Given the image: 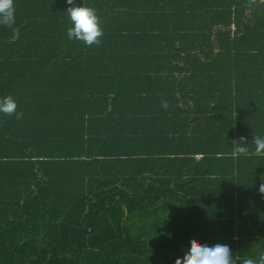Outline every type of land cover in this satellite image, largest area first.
<instances>
[{
  "label": "trees",
  "instance_id": "obj_1",
  "mask_svg": "<svg viewBox=\"0 0 264 264\" xmlns=\"http://www.w3.org/2000/svg\"><path fill=\"white\" fill-rule=\"evenodd\" d=\"M83 2L98 45L67 38L66 0H15L0 25V97L23 113L0 114V264H174L191 242L259 259L264 0ZM156 73L171 86L136 85ZM168 94L194 137L168 134L206 152L204 170L141 156L138 97Z\"/></svg>",
  "mask_w": 264,
  "mask_h": 264
},
{
  "label": "clouds",
  "instance_id": "obj_2",
  "mask_svg": "<svg viewBox=\"0 0 264 264\" xmlns=\"http://www.w3.org/2000/svg\"><path fill=\"white\" fill-rule=\"evenodd\" d=\"M69 7L65 13L69 20L67 28V38L83 42L87 46L98 45L103 37V29L96 10L86 6L81 0V4H75V0H66ZM15 0H0V25L11 26L15 23ZM164 108L168 107L167 102H163ZM18 104L12 95L0 97V114L13 116L19 120L23 113L18 111ZM252 144L255 146L256 154H264V135L252 137ZM236 154H247V143L237 144ZM264 187V185L261 186ZM260 191L264 193V191ZM182 256H178L174 264H235L232 250L227 244L216 243L198 244L191 242L187 248L182 249ZM241 264H264V255L259 259L245 258Z\"/></svg>",
  "mask_w": 264,
  "mask_h": 264
},
{
  "label": "crops",
  "instance_id": "obj_3",
  "mask_svg": "<svg viewBox=\"0 0 264 264\" xmlns=\"http://www.w3.org/2000/svg\"><path fill=\"white\" fill-rule=\"evenodd\" d=\"M17 36L18 33L16 32L15 37ZM155 68H158V66H155ZM181 75L186 76L187 74ZM163 77L164 75L161 73L152 75L143 74L140 78H136L135 82L136 85H141L149 88H155V86L158 85L171 86L170 83L162 80ZM142 96L143 97H138L141 105L144 106L143 109L145 110L142 116V118L145 120V125H143L144 128L142 130H144V132L146 131V133L150 134V136L148 138H145L141 142V148L146 151V153L140 147H138V149L143 151L141 156L151 159H159L162 157H168L178 160L182 159L185 160L189 168H193L195 172L199 170L200 166L203 167L204 170L207 164L205 158L208 157L206 152L196 151L195 147L192 146V144L194 145V143L191 142V144L188 140H185L181 136L170 137L172 134H168L172 131L179 133L186 132L187 137H194L193 132L190 133L192 128H189L187 123L183 125V119L189 118L190 115L184 114V111H182L183 109H181L182 107H180L179 103L176 102L178 95L168 94L163 97ZM156 102L158 103L155 104ZM163 102H167V108H164L162 106ZM177 113H179V115ZM156 117H161L163 119V122L157 121ZM201 117L205 119L210 118V122L212 121V113L206 112V114L202 115ZM201 121L203 123V120ZM210 122H206L205 124L204 129L206 131H208L212 127V124ZM202 123L201 127L203 128ZM179 139L180 142L182 139V142L184 143L183 145L182 142L179 143ZM168 149H173L172 153H166V150Z\"/></svg>",
  "mask_w": 264,
  "mask_h": 264
}]
</instances>
